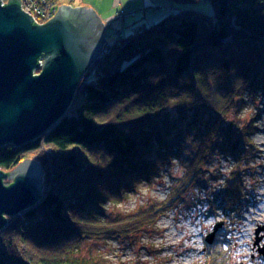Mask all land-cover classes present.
<instances>
[{"label": "trees", "instance_id": "trees-1", "mask_svg": "<svg viewBox=\"0 0 264 264\" xmlns=\"http://www.w3.org/2000/svg\"><path fill=\"white\" fill-rule=\"evenodd\" d=\"M168 1H206L213 12L172 8L118 38L60 121L26 145L0 147L1 171L31 158L44 172L41 200L8 218L0 232V264H105L91 244L136 247L163 211L203 184L212 155L229 158L234 169L211 207L230 216L229 226L239 215V171L256 133L254 124L242 130L235 119L248 101L264 97V0ZM175 163L182 173L162 202L130 214L103 207L116 205L134 182L162 179ZM219 234L204 264H233Z\"/></svg>", "mask_w": 264, "mask_h": 264}, {"label": "rangeland", "instance_id": "rangeland-1", "mask_svg": "<svg viewBox=\"0 0 264 264\" xmlns=\"http://www.w3.org/2000/svg\"><path fill=\"white\" fill-rule=\"evenodd\" d=\"M61 5L70 8L87 6V9H93L103 23L105 43L97 60L118 38L136 32L143 24L159 22L174 12L173 9L197 10L209 15L213 12L211 4L206 1L182 4L171 3L168 0H47V21L54 17ZM94 63L84 73L79 84L93 76ZM250 124L255 126L256 134L251 137L254 146L251 151H249L251 147H244L248 156L244 161V167L239 171L243 178V191L242 189L240 191L242 206L238 210L239 215L236 218L232 216L233 222L230 226L228 225L230 216L227 217L221 210L212 209L211 198L219 185L232 173L233 162L219 154L212 155L206 166L207 172L202 176L203 184L186 192L180 204L178 201L174 208L163 211L156 219L152 230L137 236L139 241L136 247L124 245L121 241H99L92 243L88 248L91 254L105 264H204L205 250L213 244L208 245L205 238L216 224L221 223L217 234L221 233L219 238L227 240V244L231 246L233 264H264V256L260 253L264 238L256 244V237L264 236L262 230L256 235L259 228H264L263 96L257 98L256 103L248 101V106L235 119V126L241 127L242 130ZM36 163L40 166L38 162ZM217 172L221 177L219 180H213ZM181 173V165L175 163L167 169L162 179L134 182L133 187H130L132 191L115 202L116 205L105 202L103 207L108 212L130 214L138 207L162 202L170 195V189ZM12 181L5 179L4 185L7 186ZM41 182L43 195V174ZM120 190L117 192L123 194L126 190L124 184L120 186Z\"/></svg>", "mask_w": 264, "mask_h": 264}, {"label": "water", "instance_id": "water-1", "mask_svg": "<svg viewBox=\"0 0 264 264\" xmlns=\"http://www.w3.org/2000/svg\"><path fill=\"white\" fill-rule=\"evenodd\" d=\"M20 2L8 0L2 6L0 0V147L26 145L60 121L105 43L104 25L87 6L61 5L39 25L20 9ZM42 174L31 159L8 172L0 170V232L7 218L41 200ZM5 179L13 181L6 186ZM221 225L205 238L208 245ZM263 238L257 236L256 244ZM260 253L264 256V244Z\"/></svg>", "mask_w": 264, "mask_h": 264}, {"label": "built area", "instance_id": "built-area-1", "mask_svg": "<svg viewBox=\"0 0 264 264\" xmlns=\"http://www.w3.org/2000/svg\"><path fill=\"white\" fill-rule=\"evenodd\" d=\"M20 3V9L32 16L34 21L47 22V0H22Z\"/></svg>", "mask_w": 264, "mask_h": 264}, {"label": "bare ground", "instance_id": "bare-ground-1", "mask_svg": "<svg viewBox=\"0 0 264 264\" xmlns=\"http://www.w3.org/2000/svg\"><path fill=\"white\" fill-rule=\"evenodd\" d=\"M20 1H22V0H20ZM8 2V1H7ZM7 2H5L4 0H1V5L3 6L4 4H7ZM21 4V3H20ZM36 22V21H35ZM37 24H39V25H41V24H43V23H41V22H36ZM42 60H39V66H42ZM33 75L34 76H36V75H39V71H36V72H34L33 73Z\"/></svg>", "mask_w": 264, "mask_h": 264}]
</instances>
